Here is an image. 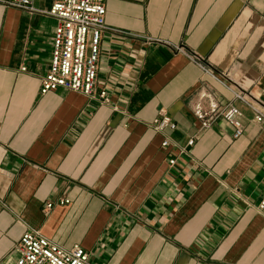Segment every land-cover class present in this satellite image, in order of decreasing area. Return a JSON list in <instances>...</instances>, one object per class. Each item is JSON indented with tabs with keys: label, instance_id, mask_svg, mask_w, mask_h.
I'll return each mask as SVG.
<instances>
[{
	"label": "crops",
	"instance_id": "0c3cea01",
	"mask_svg": "<svg viewBox=\"0 0 264 264\" xmlns=\"http://www.w3.org/2000/svg\"><path fill=\"white\" fill-rule=\"evenodd\" d=\"M105 8L100 103L62 88L40 94L55 20L0 1V264H12L27 226L80 244L92 264H264V124L238 101L234 138L223 119L201 129L191 110L201 84L220 103L232 96L200 61L264 111V0ZM160 112L178 145L195 137L189 155L161 146L150 126Z\"/></svg>",
	"mask_w": 264,
	"mask_h": 264
},
{
	"label": "built area",
	"instance_id": "2783aa9c",
	"mask_svg": "<svg viewBox=\"0 0 264 264\" xmlns=\"http://www.w3.org/2000/svg\"><path fill=\"white\" fill-rule=\"evenodd\" d=\"M4 6L14 7L29 12H41L55 20L52 36L51 57L48 70L40 81V94L62 88L78 92L90 101L108 103V91L102 88L96 91V75L100 54V41L105 24V0H50L47 10L35 7V0H0ZM205 74H209L228 87L231 99L220 103L217 93L206 84L198 86L191 110L200 121V128H209L218 119H223L233 126V137L242 134V112L236 102H242L254 112V119L264 124V111L257 108L249 98V93L240 87L231 86L214 74L210 66L198 61ZM25 70V67H21ZM150 126L163 135L161 146L176 149L178 155L190 154L189 148L194 144V136L187 139L185 145H178L168 134L174 130L176 123L164 112L155 117ZM176 156L168 157V164L173 165ZM68 199L61 198L58 204H65ZM52 202L46 203L50 208ZM258 212L264 216V192L257 205ZM12 264H92L89 252L80 244L63 246L43 235L39 229L27 226L13 246Z\"/></svg>",
	"mask_w": 264,
	"mask_h": 264
},
{
	"label": "rangeland",
	"instance_id": "374dc122",
	"mask_svg": "<svg viewBox=\"0 0 264 264\" xmlns=\"http://www.w3.org/2000/svg\"><path fill=\"white\" fill-rule=\"evenodd\" d=\"M36 1V5L37 4H39V5H41V6H47V5H49V2H48V0H35Z\"/></svg>",
	"mask_w": 264,
	"mask_h": 264
}]
</instances>
